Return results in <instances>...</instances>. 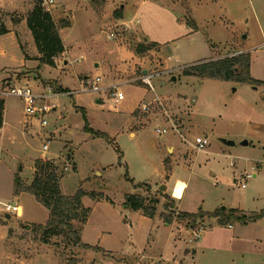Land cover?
<instances>
[{"label": "rangeland", "instance_id": "rangeland-1", "mask_svg": "<svg viewBox=\"0 0 264 264\" xmlns=\"http://www.w3.org/2000/svg\"><path fill=\"white\" fill-rule=\"evenodd\" d=\"M37 1L42 0H0V30L11 31L0 32V264H106L100 249L75 245L67 230L36 228L46 225L49 211L30 193L19 192L18 183L33 182L40 159L63 174L62 195L72 197L79 190L86 194L82 207L90 210L87 240L98 246V236L107 232L104 245L119 254L131 249L132 242L138 249L147 246L150 256L162 250V237L154 242V233L126 202L129 195L145 197L147 207L159 212L155 221H161L162 213H171L163 212V205H170L163 197L166 190L160 191L165 181L169 191L176 179L188 182L180 206L185 213L206 216L225 207V214L234 209L252 217L264 211V86L184 75L197 64L249 53L250 76L264 81V0H52L44 7L60 27L65 46L54 67L39 60L27 26ZM118 12L122 19L116 18ZM139 46L153 49L138 54ZM146 76L152 88L143 82ZM97 79L101 91H89ZM7 84L46 96L55 109L40 119L27 117L24 100L9 95ZM116 92L124 100L117 103ZM86 126L103 136L86 131ZM165 128L166 134L156 132ZM198 137L208 141L200 152ZM223 140L235 144L227 146ZM243 141L250 144L241 146ZM168 147L182 148L188 156L169 178L165 161L169 164L174 157ZM248 174L256 177L247 180ZM185 188L178 182L174 196L180 197ZM6 205L16 210L7 212ZM81 212L78 209L79 219L72 221L80 233ZM172 213L175 216L177 208ZM230 217L232 228L218 230L220 244H228L239 231L252 243L239 246L247 255L243 258L225 245L224 251L206 254L204 260L264 264V245H255L264 241V216L256 225L246 219L244 228L237 216ZM119 218L138 231L121 227ZM210 218L204 217L206 226L215 224ZM174 230L177 233V227ZM182 233L178 250L197 249L198 242H189L191 231ZM173 248L171 242L170 253ZM120 257L111 261L117 263ZM138 261L128 258L129 264ZM156 263L148 258L139 264Z\"/></svg>", "mask_w": 264, "mask_h": 264}, {"label": "trees", "instance_id": "trees-1", "mask_svg": "<svg viewBox=\"0 0 264 264\" xmlns=\"http://www.w3.org/2000/svg\"><path fill=\"white\" fill-rule=\"evenodd\" d=\"M116 18L122 19V14L120 12L116 13ZM26 21L40 55L39 60L42 64L54 67L56 65V59L65 52V46L59 33L60 27L56 24L52 14L43 6V1H37L33 9L29 12ZM62 27H69V24H64ZM193 27L195 26L193 25ZM0 32L5 34L7 31L5 28H2ZM152 46L153 48L156 47L155 44ZM153 48L139 46L137 53L144 54ZM184 75L196 76L203 79L247 83L254 87L264 86V81H256L250 76L249 53L230 55L225 58L197 64L185 69ZM64 92V90L60 91V93ZM3 112L4 102L0 101V129L3 126ZM137 114L138 112L135 113V115ZM85 130L93 133L97 137L103 136L102 133L95 132L89 129L88 126L85 127ZM57 168L58 166L53 165L50 161H45L43 159L38 160L35 163V177L33 182L28 186L19 182L18 190L19 192H27L33 195L35 199L49 211V219L46 225L44 227L38 225L36 227L38 230L44 229L45 232H48L51 229H65L69 235L75 237V245L85 250L92 249V247L81 242V233L80 231H76L72 224L73 220L79 219L77 213L78 209L82 211L81 223L83 226L86 225L88 221L90 210L89 208L85 209L82 207V199L86 194L84 191L79 190L76 195L72 197L62 195L60 183L63 174L57 175ZM165 168L168 169V161H165ZM91 198H96V196L92 194ZM156 203L158 204V201ZM126 204L133 211H141L143 215L148 218H154L157 211L154 207H147L145 197L140 195H129ZM164 209L166 212L169 211L171 213L162 214V218L164 222L171 223L172 219L175 217L172 213L175 211L174 209H176L175 204L172 202L170 205H165ZM229 212V216H226L222 211H217L215 214L211 215L206 214V216L178 213L176 219L177 221L185 222L187 227L193 229L198 226L203 227L204 217L218 218L219 224L225 226L230 222V216H237V218L245 224H247L246 219L248 222H257L264 216V211L252 217L239 215L238 211L234 209Z\"/></svg>", "mask_w": 264, "mask_h": 264}, {"label": "crops", "instance_id": "crops-1", "mask_svg": "<svg viewBox=\"0 0 264 264\" xmlns=\"http://www.w3.org/2000/svg\"><path fill=\"white\" fill-rule=\"evenodd\" d=\"M5 30L7 31L6 33L11 32L7 28H5ZM16 35L18 38L17 32H16ZM236 54H241V53H232V54H229L227 56L236 55ZM262 129H263L262 132L264 134V128H262ZM132 135L135 136V134L131 133V136ZM198 138H200V137H198ZM249 144L250 143H248V145ZM170 150L173 151L172 157H174V158L173 159L170 158L171 162L168 164V169H166V172L168 173L167 178H169V174L172 176L174 175V172H175L177 166H180L181 161H183V164L185 165L187 163L186 161H187V157H188L187 155H185L182 148H178L176 150L175 147H168V151H170ZM175 156H176V158H175ZM253 169L254 168H252V170ZM253 177H256V175L254 174ZM165 182L163 184H166V186H165L166 192L163 194V197L165 199L166 198L170 199V203L173 202L174 204H176L175 207L177 208V214L178 213H185V212L181 211L180 206H181V203L183 202V200L185 198V195H186V192L188 189V182H186L185 180H182V179H176L174 184L172 185L171 191H169V185H168L169 182L168 181H165ZM178 182L184 183L186 188L184 189L183 194L180 197H175L174 192H175V189H176ZM109 202L111 205L115 204L112 200H109ZM159 204H160V202H159ZM165 205H163V206L165 207ZM226 211H228L227 208H226L224 213H226ZM135 212L140 214V218L142 220L141 222H143L145 224L147 231L151 234L154 233V235H155L153 238L154 242H155V239H158L160 236L162 237L163 248L161 251L154 254V256H150V255L146 254V252L148 251L147 246L144 249L143 248L138 249V246L136 245V243L132 242L135 240L133 235L131 236V238H132L131 242L132 243L131 244L129 243L131 245L130 246L131 249H127L126 252H121V254H119L117 251L110 250V248H108L107 246L104 245V238L107 237L106 236L107 232H103L102 235L100 234V236H98L97 243H98V246H99V244H101V247L99 248L97 245L95 246L94 244H92V242H90V240H87V238L85 236V227L87 224L90 223L89 219H88L86 225H84L82 228L81 242L85 245H88L89 247H92V249H90V250H93V248L94 249H100L101 250L100 253L103 255V258H105L104 262L106 264H129L128 258L133 257V256L139 257V261L135 264H139L142 260H145L148 258L155 259L157 261L156 264H180V262L182 263L186 260H188V264H205V263L208 264V262H206L204 260L206 258V254L207 255H209V254L215 255V252H217L218 250L221 251V249H222V251H224L225 245H228L227 249H229V251L236 249L235 251H232V252L243 257V254L247 255V252H243V251L239 250L240 249L239 246H249L250 244H252L247 238H242L243 234L238 231L235 234L232 233V237L230 238L228 244H224L223 246H221L220 240H219L220 232L218 230H221V229L225 228L226 226H228L230 228L231 223L229 222L227 225L222 226L219 224L218 218L212 217L215 220V224H217V225H215L213 223V224L206 226L205 225L206 221L204 220V225H202V226L204 227L205 232L203 234L202 240L200 242H198L197 249H193V250H191V252L185 250V253H182L183 250H181V249L178 250L176 243H177V239L180 240L182 238V235H183L182 231H187L189 233L191 231V228L187 227L185 222L177 221L176 217H174L172 219L171 223H166V222H164V220L162 218V214H163L162 213L160 215V218H161L160 220L162 221V223L164 222L163 223L164 225H163L161 223V221H158V222L155 221L157 219V217H159L158 216L159 212H157V211H156L154 218H148V217L144 216L141 211H135ZM163 212H166L165 209ZM238 213H239V211H238ZM228 215H229V213L226 214V216H228ZM212 218H210V219H212ZM207 219H208V217H207ZM256 223H258V222H254L255 225H256ZM118 224L121 227H127L129 230H132L134 233H136V231H138V228L134 227V225L131 222L129 223V221L126 219L119 218ZM243 224H244V226L242 225V228H244L245 226L246 227L248 226V224H245V223H243ZM174 227H177V233L174 230ZM210 232H212L211 237H208L210 235ZM148 241H149V239H148ZM171 242L174 244V248H173L172 253H170V251H169ZM255 245L262 246V245H264V241L258 240V241H256ZM255 247L256 246H254L253 248H255ZM245 249H247V248H245ZM255 252H252V253L254 254ZM109 253H111V254H109ZM152 253H153V251H152ZM259 253H261V251ZM113 255H115V256L120 255L121 256L120 260H118L119 262L116 263V262L111 261V258L115 257V256L113 257ZM179 257L183 258V260L180 261ZM106 258H108V259H106ZM88 264H92V262H90ZM228 264H230V263H228ZM232 264H235L234 261H232ZM237 264H241V263H237Z\"/></svg>", "mask_w": 264, "mask_h": 264}, {"label": "built area", "instance_id": "built-area-1", "mask_svg": "<svg viewBox=\"0 0 264 264\" xmlns=\"http://www.w3.org/2000/svg\"><path fill=\"white\" fill-rule=\"evenodd\" d=\"M52 4H53L52 0L43 1V6L52 5ZM150 80L151 79L148 76L143 78V82L147 86L152 88ZM98 81H99V79H97L96 81H93L92 85H91V89H88V90L89 91H93V92H100L101 90H100V88L98 86ZM6 87L10 88L9 95L16 96V97L22 98L24 100V103H25V114H26L27 117H30V118L37 117V118L40 119V118L44 117V113L51 112V110L55 109L54 105L51 107L48 104V102L46 101V98H47L46 96H44V95L36 96V95H34L32 93V91L29 88H16V87L11 88L10 84H7ZM86 90H87V88L83 89V91H86ZM3 93H5V92H3ZM1 95L2 94L0 93V96ZM114 96L116 98V102L117 103L122 101V100H124V95L121 92H116L114 94ZM42 100L45 101V104L43 106L39 105V103H41ZM145 109H147V108L145 107ZM41 126L42 127H46L47 126V122L45 120H42ZM171 126H172L173 130H176V126L174 125V123H171ZM156 132L158 134H166L168 132V129H166V128L165 129H156ZM207 145H208V141L206 139H203V138H197L196 139V149H197V151L200 152V151L205 150V147ZM43 150L44 151H48V145H44L43 146ZM252 177H253V175L248 174L246 176V179L248 180V179H251ZM245 185H246V183H243L242 187H245ZM5 209H6L7 212H13L14 210H16V207L14 205H6ZM204 232H205V230L201 226H198L196 228L191 229V233H190L191 236H190L189 242L190 243H193L195 241L196 242H200L202 240Z\"/></svg>", "mask_w": 264, "mask_h": 264}, {"label": "water", "instance_id": "water-1", "mask_svg": "<svg viewBox=\"0 0 264 264\" xmlns=\"http://www.w3.org/2000/svg\"><path fill=\"white\" fill-rule=\"evenodd\" d=\"M146 73H147V71H144V74H146ZM173 81H175V79H173ZM222 142L225 143V144L228 145V146H234V144H235L234 142L226 141V140H223ZM240 145H241V146H247V145H248V142H247V141H243V142L240 143ZM164 190H166V188H165V186H162L161 189H160V191H164ZM221 210H222V211H225L226 208L223 207ZM7 218H10V216L7 215Z\"/></svg>", "mask_w": 264, "mask_h": 264}]
</instances>
